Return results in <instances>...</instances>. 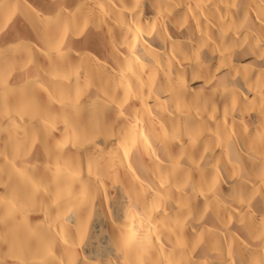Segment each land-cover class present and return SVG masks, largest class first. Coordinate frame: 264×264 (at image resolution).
Here are the masks:
<instances>
[{"label":"bare ground","instance_id":"1","mask_svg":"<svg viewBox=\"0 0 264 264\" xmlns=\"http://www.w3.org/2000/svg\"><path fill=\"white\" fill-rule=\"evenodd\" d=\"M0 264H264V0H0Z\"/></svg>","mask_w":264,"mask_h":264},{"label":"rangeland","instance_id":"2","mask_svg":"<svg viewBox=\"0 0 264 264\" xmlns=\"http://www.w3.org/2000/svg\"><path fill=\"white\" fill-rule=\"evenodd\" d=\"M16 24H18V23H16ZM16 26H17L18 28H17ZM14 28H15L14 30H16V32H18V34H22V33H23V31H22V30H20V29H21V27H19V25H15V27H14ZM17 29H19V31H18ZM21 31H22V32H21ZM14 32H15V31H14ZM16 32H15V33H16Z\"/></svg>","mask_w":264,"mask_h":264}]
</instances>
